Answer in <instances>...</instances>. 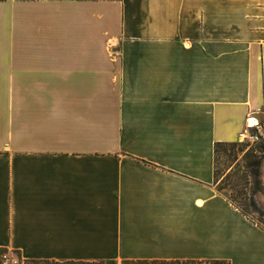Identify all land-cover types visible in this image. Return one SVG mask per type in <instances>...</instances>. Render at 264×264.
Returning a JSON list of instances; mask_svg holds the SVG:
<instances>
[{
  "label": "crops",
  "instance_id": "0c3cea01",
  "mask_svg": "<svg viewBox=\"0 0 264 264\" xmlns=\"http://www.w3.org/2000/svg\"><path fill=\"white\" fill-rule=\"evenodd\" d=\"M246 116L264 0H0L5 264H264L213 185Z\"/></svg>",
  "mask_w": 264,
  "mask_h": 264
},
{
  "label": "trees",
  "instance_id": "16d2710c",
  "mask_svg": "<svg viewBox=\"0 0 264 264\" xmlns=\"http://www.w3.org/2000/svg\"><path fill=\"white\" fill-rule=\"evenodd\" d=\"M221 146L234 148L235 142L213 144V154ZM260 149H247L243 154V164L240 168L228 171L222 174L221 183L218 182L217 174L213 169V185L215 190L221 193L233 207H235L245 218L255 224L258 228L264 231V223L254 219L249 215L250 212L258 216L264 217V210L259 208L254 199L253 194L261 190V182L259 177V167L264 160V151ZM229 187L228 195L222 193ZM212 263H219L218 261Z\"/></svg>",
  "mask_w": 264,
  "mask_h": 264
},
{
  "label": "rangeland",
  "instance_id": "374dc122",
  "mask_svg": "<svg viewBox=\"0 0 264 264\" xmlns=\"http://www.w3.org/2000/svg\"><path fill=\"white\" fill-rule=\"evenodd\" d=\"M259 123V122H258ZM257 135V139L253 142H242L240 140L236 141V146L230 148L228 146H221L217 149L214 156V170L217 174L218 182H222V174L228 171L240 168L243 164V154L247 149H260L264 151V122H260L258 129L254 130ZM259 177L261 182V190L253 194V199L256 205L264 210V160L261 162L259 167ZM229 187H226L225 191L222 193L228 195ZM249 215L254 219L260 220L264 223V217L258 216L255 213L250 212Z\"/></svg>",
  "mask_w": 264,
  "mask_h": 264
},
{
  "label": "built area",
  "instance_id": "2783aa9c",
  "mask_svg": "<svg viewBox=\"0 0 264 264\" xmlns=\"http://www.w3.org/2000/svg\"><path fill=\"white\" fill-rule=\"evenodd\" d=\"M259 123L254 120L253 117L246 116L244 119V124L240 132L238 133V140L242 142H253L257 139V135L254 133V130L258 129ZM0 264H5V256L3 253H0Z\"/></svg>",
  "mask_w": 264,
  "mask_h": 264
}]
</instances>
